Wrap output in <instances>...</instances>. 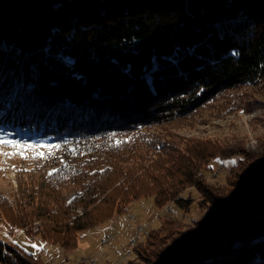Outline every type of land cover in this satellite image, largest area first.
Returning <instances> with one entry per match:
<instances>
[{"label": "trees", "instance_id": "obj_1", "mask_svg": "<svg viewBox=\"0 0 264 264\" xmlns=\"http://www.w3.org/2000/svg\"><path fill=\"white\" fill-rule=\"evenodd\" d=\"M248 86L264 87V0H0V122L74 145L54 172L21 181L15 202L0 193V221L71 249L134 199L188 211L194 187L229 239L190 237L169 264L232 255L242 233L264 235V148L162 127ZM235 157L226 186L206 181L214 159ZM178 229L164 220L136 254L150 259ZM254 254L245 264H264ZM0 264L42 262L0 240Z\"/></svg>", "mask_w": 264, "mask_h": 264}, {"label": "rangeland", "instance_id": "obj_2", "mask_svg": "<svg viewBox=\"0 0 264 264\" xmlns=\"http://www.w3.org/2000/svg\"><path fill=\"white\" fill-rule=\"evenodd\" d=\"M241 96L250 104L239 105L238 98ZM162 128L170 129L176 140L209 139L218 143H241L247 151H262L264 87L248 86L231 90L226 97L197 112L192 122L165 125ZM0 137L16 141L19 145H33L16 148L7 143L0 144V193L14 202L18 199L21 181L31 176L54 172L59 161L62 165L66 163L68 158L65 154L74 150V145L65 138L58 140L43 136L40 131L9 127L1 122ZM56 145L59 147H54ZM21 152L24 155H21ZM38 153H43V156ZM234 159L236 157L229 160L214 159L210 170L203 169L206 181L212 185L226 186L231 166L234 164L231 161L236 162ZM75 194L76 191H69L67 201L70 202ZM183 196L192 198L188 211L175 202H169L160 208L151 195L134 199L127 204L125 211L115 213L110 219L85 231L77 246L71 249L47 241L40 235L30 237L22 230L11 233L4 220L0 221V240L40 258L42 264H169L185 252L190 237H202V240H207L219 232H224L223 241L229 239V233L226 231L228 224L214 217L210 205L200 206L202 197L199 191L194 187H187ZM166 219L177 220L178 231L165 239V242L158 241V245L149 247V250L156 252L154 255H148L149 261L140 259L136 254V247L140 248L150 233H157L161 222ZM37 226L38 223L35 222V229ZM253 236V233L247 237L245 232L242 233L239 240L243 244L234 239L230 245L232 255H227L224 249L217 251L213 254L217 259L213 264H245L253 260L255 252L261 253L264 258V235L262 232L255 235L257 243L250 238ZM250 242L256 245H249ZM32 244L42 247L33 248ZM198 262L202 264V259ZM192 263L194 261L188 264Z\"/></svg>", "mask_w": 264, "mask_h": 264}, {"label": "snow or ice", "instance_id": "obj_3", "mask_svg": "<svg viewBox=\"0 0 264 264\" xmlns=\"http://www.w3.org/2000/svg\"><path fill=\"white\" fill-rule=\"evenodd\" d=\"M234 55H238V53H233ZM4 143H7L13 147H16V148H22V147H33V145H19L18 142L16 141H12V140H7L6 138L4 137H0V144H4ZM54 147H59V145H56ZM12 154H15V153H12ZM21 155H24L23 152L20 153ZM38 155L40 156H43V153H38ZM231 163H235V161H231ZM31 247L33 248H40L42 247V245H37V244H32Z\"/></svg>", "mask_w": 264, "mask_h": 264}, {"label": "built area", "instance_id": "obj_4", "mask_svg": "<svg viewBox=\"0 0 264 264\" xmlns=\"http://www.w3.org/2000/svg\"><path fill=\"white\" fill-rule=\"evenodd\" d=\"M254 237L255 238H257V236H253V237H250L251 239H253L254 240V242H256L257 243V241H258V239H254ZM236 246V245H235ZM237 246H239V244H237ZM236 248V247H235ZM238 248V247H237ZM234 248L232 247V250H233ZM205 260H212V258H206V259H202V264H205Z\"/></svg>", "mask_w": 264, "mask_h": 264}, {"label": "bare ground", "instance_id": "obj_5", "mask_svg": "<svg viewBox=\"0 0 264 264\" xmlns=\"http://www.w3.org/2000/svg\"><path fill=\"white\" fill-rule=\"evenodd\" d=\"M253 235H255V234H253ZM238 247V246H237ZM257 255V254H256ZM197 261V262H196ZM196 261H194V263H192V264H200V262H198L199 260H196ZM214 263V261L213 260H205V264H213Z\"/></svg>", "mask_w": 264, "mask_h": 264}]
</instances>
